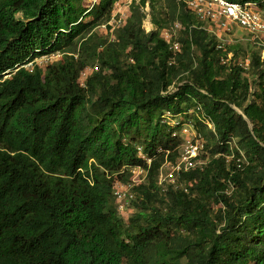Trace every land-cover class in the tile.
Masks as SVG:
<instances>
[{"label": "trees", "instance_id": "obj_1", "mask_svg": "<svg viewBox=\"0 0 264 264\" xmlns=\"http://www.w3.org/2000/svg\"><path fill=\"white\" fill-rule=\"evenodd\" d=\"M117 1L0 0V264H264V47L243 53L249 71L223 64L241 49L218 48L184 0L153 2L150 32L140 0L110 39L96 29ZM176 21L174 54L161 32ZM167 112L211 158L163 190L183 141ZM137 167L127 223L115 183Z\"/></svg>", "mask_w": 264, "mask_h": 264}, {"label": "built area", "instance_id": "obj_2", "mask_svg": "<svg viewBox=\"0 0 264 264\" xmlns=\"http://www.w3.org/2000/svg\"><path fill=\"white\" fill-rule=\"evenodd\" d=\"M184 1L191 12L200 21L204 22V28L210 33L214 35L217 34V32H219V34L231 33L235 28L238 27L244 31L247 36H250L251 40H253L254 43L258 45V47H264V43L260 42V40L264 38V12L260 10L257 4H254L251 1L243 2L231 0ZM139 3L140 0H118L115 5V10H118L121 20L124 18L127 19L131 14V7ZM152 3L153 0H147L145 5L142 6V11L145 13L144 22L145 20H148L147 22H150L149 24L151 26L148 31L146 30L147 32L156 29L153 27L154 23L152 17ZM116 11L114 13H116ZM206 23H208L209 26H207ZM169 27L171 28H165L162 30V36L168 42L173 53L177 54L179 51H181V43L179 42L178 37L180 36L183 29V24L179 21H176L170 24ZM226 46L227 44H220L218 41V48L226 50ZM52 56L60 57L61 54H53ZM52 56H43L42 60H51ZM233 57V52H230L226 56H223L221 61L225 65H229L232 62L238 63L246 71H249L251 65V57L249 55L240 56L234 60ZM262 57H264V48L262 51ZM42 60L40 63H42ZM26 66L33 68L34 63L31 62ZM88 70L89 68H87L82 73L80 79L82 85H85V79L89 75L87 74ZM177 118H181V116L174 117L170 112H167L166 114V120L170 124L180 125L179 129L175 131L174 136L181 137L183 141L179 147L177 157L174 160H167L160 168L158 182L159 185L163 187V190H167L168 184H173L176 188H178L179 178L181 177L182 173L188 172L199 166L198 159L201 156L202 149L205 148V141L199 135V133H197L198 131L195 129L193 124L191 122H182L176 120ZM143 170L144 169H142V171ZM147 180L148 172L145 176V180H140L135 176H133L128 182L119 180L115 183V195L120 202L131 205V202L136 198L135 188L146 183ZM182 186H184V184ZM185 190L187 191L186 188ZM121 209H123V207Z\"/></svg>", "mask_w": 264, "mask_h": 264}, {"label": "rangeland", "instance_id": "obj_3", "mask_svg": "<svg viewBox=\"0 0 264 264\" xmlns=\"http://www.w3.org/2000/svg\"><path fill=\"white\" fill-rule=\"evenodd\" d=\"M153 2H154V5L156 7V12L157 13L162 12V10L164 9V6H165L164 0H153ZM116 13H113L115 15L114 19H112L111 22L109 23L110 29L107 27L106 24H103V25L97 27L96 31L100 35L108 37L110 39L115 38L116 30L119 28V26H122L124 24V21L126 20V18L121 20L120 14H118V10L116 11ZM18 16H20V14ZM147 21L148 20H145V22H144V28H145V30L148 31V29L151 26L149 24L150 22H147ZM206 25L209 26L208 23H206ZM153 27L157 28V26L155 24H153ZM167 27L171 28L169 26H167ZM215 36L217 37V40L220 42V44L223 43V44L238 47L239 49H241V53H240L241 55L240 56H243L244 52H247L248 54H250L252 50H255L258 48V45L255 44L253 40H251V37L247 36L244 33V31H242L238 27L235 28L233 30V32H231V33L219 34V32H217V34H215ZM260 42L264 43V38H262L260 40ZM58 58H59V56H52V59L47 60V61H44V60H42V58H40L36 62H38L41 66H45L47 63H50L52 60H56ZM41 60H42V63H40ZM96 64L97 63H95V64H93V66L89 67L87 74L90 75L91 73H93L94 71H96L98 69L96 67L97 66ZM249 78H250V81L252 84V88H251L252 92L258 91L259 85H258V83L255 82V78L253 76H250V75H249ZM251 99H254L253 95H251ZM190 111L194 112L192 109H190ZM187 116L184 118V121L189 122L190 117H187ZM176 120L183 121V117L177 118ZM190 125H192V124H190ZM234 144L236 145L235 142H234ZM210 158H211V154L209 153V151L207 149L203 148L201 151V156L198 159V165L201 166V165L206 164L210 160ZM142 169H144V168H141V167L134 168L133 172H135V173H133V176H135L136 178H138L140 180H145V176L147 175V170L144 169L142 171ZM116 198H117V196H116ZM114 206H115V209L117 210V213L120 215V217H122L123 220L127 223L129 222L132 215H134L137 211L136 207L133 204L128 205V204L122 203L118 200V198L116 199V204H114ZM122 207H123V209H121ZM213 208H214V211L216 213H219L222 207L220 204L215 203L213 205Z\"/></svg>", "mask_w": 264, "mask_h": 264}]
</instances>
